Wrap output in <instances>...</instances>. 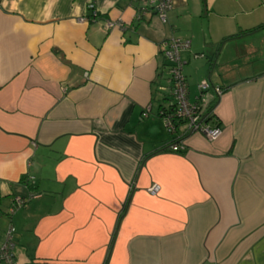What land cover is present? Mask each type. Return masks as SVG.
I'll return each instance as SVG.
<instances>
[{
	"label": "crops",
	"instance_id": "1",
	"mask_svg": "<svg viewBox=\"0 0 264 264\" xmlns=\"http://www.w3.org/2000/svg\"><path fill=\"white\" fill-rule=\"evenodd\" d=\"M172 2L161 22L136 19L140 0H0V246L12 225L15 264H264V0ZM89 3L96 21L78 22ZM171 36L189 40L190 101L203 80L224 88L206 99L221 135L185 132L178 152L159 114Z\"/></svg>",
	"mask_w": 264,
	"mask_h": 264
},
{
	"label": "built area",
	"instance_id": "2",
	"mask_svg": "<svg viewBox=\"0 0 264 264\" xmlns=\"http://www.w3.org/2000/svg\"><path fill=\"white\" fill-rule=\"evenodd\" d=\"M142 3L136 10V19L140 20L142 15L147 11H153L161 22H166L167 13L172 8V0H140ZM90 10L89 16L79 17L78 22L96 21L98 15L92 3L88 4ZM125 30L126 25L121 19H105L103 28ZM189 47V40L177 37H169L160 43V53L166 62V71L168 82L170 84V99L166 108L162 109L159 114L163 121L164 127L170 134H176L175 140L171 141L168 148L171 151L178 152L185 149L182 136L187 133H200L207 140L214 141L222 133L218 120L213 113V104H208L206 99L212 94L214 100H218L223 94L224 88L212 84L209 80H203L197 84L198 96L196 100L188 99V84L182 73L183 62L180 58V51ZM179 126L184 127L182 134H177ZM178 135V136H177ZM158 184H152L147 188L151 194L159 191ZM31 197V195H30ZM29 198L16 196L13 198L9 214H14L19 208L26 205ZM15 229L10 225L5 233V239L0 246V263L15 264L13 233Z\"/></svg>",
	"mask_w": 264,
	"mask_h": 264
},
{
	"label": "trees",
	"instance_id": "3",
	"mask_svg": "<svg viewBox=\"0 0 264 264\" xmlns=\"http://www.w3.org/2000/svg\"><path fill=\"white\" fill-rule=\"evenodd\" d=\"M263 26H264V23L261 24V25H258L257 27H255L254 30H255V29H258V28H261V27H263ZM252 30H253V29H251V30H249V31L251 32ZM27 185H28V184H27ZM28 186H29V188H30V185H28Z\"/></svg>",
	"mask_w": 264,
	"mask_h": 264
}]
</instances>
